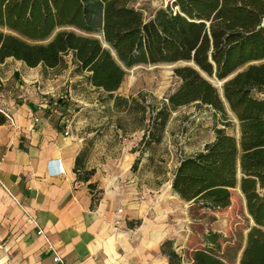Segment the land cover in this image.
Here are the masks:
<instances>
[{
    "label": "trees",
    "instance_id": "16d2710c",
    "mask_svg": "<svg viewBox=\"0 0 264 264\" xmlns=\"http://www.w3.org/2000/svg\"><path fill=\"white\" fill-rule=\"evenodd\" d=\"M134 1L0 0V62L55 68L70 54L74 70L109 96L135 65L177 63L180 83L163 98L117 95L113 104L127 112L137 107L139 120L148 121L141 139L147 145L161 140L180 106L211 107L223 126L228 109L233 113L238 133L215 127L210 142L179 160L171 188L191 209L209 210L228 207L238 188L251 221L238 264H264V0H174L148 18ZM79 162L80 155L76 173ZM213 243L192 252V264H224ZM160 251L169 264H182L171 240Z\"/></svg>",
    "mask_w": 264,
    "mask_h": 264
},
{
    "label": "rangeland",
    "instance_id": "374dc122",
    "mask_svg": "<svg viewBox=\"0 0 264 264\" xmlns=\"http://www.w3.org/2000/svg\"><path fill=\"white\" fill-rule=\"evenodd\" d=\"M165 1L135 0L133 6L148 18L159 7H165L169 2ZM176 65H135L127 69L120 86L109 96L90 85L86 73L74 70L70 54L64 55V63L55 68L39 65L41 67L30 69L23 62L9 57L0 64V108L10 102L28 100L33 94L39 98L49 96L58 106L69 105L70 111L64 120L83 146L78 177L89 176L88 183H92L95 190L94 198H98L102 191L97 187L98 180L95 181L99 170L97 176L105 178L107 186L113 188V176L108 174V169L101 170V165L107 168L116 157L114 162L121 164L122 168L121 175L115 179V183L117 179L120 181L121 196L131 194L133 201L146 202V205L140 206L143 209L141 218H118L115 225L121 223L132 228L131 234L137 240L151 234L161 240L150 241L154 246L146 250L139 247L138 251H142L137 254L136 264H169L160 251L165 240H171L172 246L183 256L182 264H192L191 253L210 249L215 240L220 245L219 249L214 248V252L222 262L238 264L247 227L251 223L240 190H232L228 207L209 210L191 209L190 203L180 199L171 188L179 160L210 142L214 138L215 127H224L230 134L238 133V122L233 113L228 109L230 122L223 126L222 116L215 114L211 107L195 103L180 106L171 112L161 140L147 145L141 139L148 121L139 120L137 107L127 112L113 104L117 95L130 97L142 93L147 102L163 98L180 83L173 72ZM20 74L30 81H23ZM209 79L220 86L221 81ZM258 95L264 97V92ZM131 157L129 167L124 169Z\"/></svg>",
    "mask_w": 264,
    "mask_h": 264
},
{
    "label": "crops",
    "instance_id": "0c3cea01",
    "mask_svg": "<svg viewBox=\"0 0 264 264\" xmlns=\"http://www.w3.org/2000/svg\"><path fill=\"white\" fill-rule=\"evenodd\" d=\"M36 67L41 66L29 68ZM68 111L69 105L37 94L0 108L5 117L0 123V264H59L54 251L64 264H136L139 247L146 250L161 241L153 234L137 240L132 228L115 225L118 218H141L140 206L146 205L131 194L121 196L116 157L107 168L101 165L113 176V188L97 176L100 170L95 174L102 189L98 198L88 181L78 179L76 158L83 146L64 120Z\"/></svg>",
    "mask_w": 264,
    "mask_h": 264
},
{
    "label": "built area",
    "instance_id": "2783aa9c",
    "mask_svg": "<svg viewBox=\"0 0 264 264\" xmlns=\"http://www.w3.org/2000/svg\"><path fill=\"white\" fill-rule=\"evenodd\" d=\"M168 1H169V2H168ZM173 1H174V0H166L165 3L168 2L167 4H172ZM167 4H166V5H167ZM7 117H8L9 119L11 118L9 115H7ZM64 134H65V135H68V130H65ZM55 161H56V163H57L58 160H55ZM51 165H53V167H54L53 162H50V170H53V169L51 168ZM57 165H58V164H57ZM62 171H63V169L60 167V168L58 169V172H62ZM118 211L121 212V209L119 208ZM116 222L118 223L119 220H117ZM37 232H38V234L43 235V230H42V229L39 228ZM53 261H54L55 263L64 264V263H63V260H62V258H61V256H60L56 251H54Z\"/></svg>",
    "mask_w": 264,
    "mask_h": 264
},
{
    "label": "water",
    "instance_id": "95a60500",
    "mask_svg": "<svg viewBox=\"0 0 264 264\" xmlns=\"http://www.w3.org/2000/svg\"><path fill=\"white\" fill-rule=\"evenodd\" d=\"M261 26H264V17L262 18Z\"/></svg>",
    "mask_w": 264,
    "mask_h": 264
}]
</instances>
